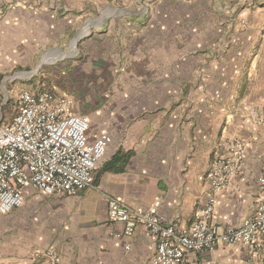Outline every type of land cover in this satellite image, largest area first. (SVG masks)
I'll list each match as a JSON object with an SVG mask.
<instances>
[{
	"label": "crops",
	"instance_id": "1",
	"mask_svg": "<svg viewBox=\"0 0 264 264\" xmlns=\"http://www.w3.org/2000/svg\"><path fill=\"white\" fill-rule=\"evenodd\" d=\"M38 5L7 11L0 0V76L37 60L36 70L21 73L35 82L18 94L11 118L5 93L4 124L25 92L67 97L74 114L90 117L92 141L113 138L96 178L116 155L127 162L74 197L25 189L24 206L0 216V264H54L50 251L58 264H155V238L141 228L126 236L124 224L109 220V197L133 210L159 200L162 224L187 228L213 196L211 166L234 158L236 143L245 148L243 167L216 195L211 224L223 231L256 214L264 205V11H245L250 23L230 42L225 11ZM183 264H264V235L252 247L188 253Z\"/></svg>",
	"mask_w": 264,
	"mask_h": 264
},
{
	"label": "built area",
	"instance_id": "2",
	"mask_svg": "<svg viewBox=\"0 0 264 264\" xmlns=\"http://www.w3.org/2000/svg\"><path fill=\"white\" fill-rule=\"evenodd\" d=\"M72 109L67 97L25 92L11 123L4 124L0 114V216L22 208L28 188L49 197H74L94 186L113 138L102 133L92 141L90 117L74 114ZM232 151L234 158L219 156L211 166L207 180L213 196L189 227L163 225L159 200L147 210H133L122 199L109 197V220L124 224L126 236L141 228L155 238V264H183L188 253L208 254L219 246H254L264 235V205L238 226L222 231L211 224L216 195L243 167L244 146L236 143ZM260 183L264 187V172ZM47 255L54 264L60 262L52 251Z\"/></svg>",
	"mask_w": 264,
	"mask_h": 264
},
{
	"label": "rangeland",
	"instance_id": "3",
	"mask_svg": "<svg viewBox=\"0 0 264 264\" xmlns=\"http://www.w3.org/2000/svg\"><path fill=\"white\" fill-rule=\"evenodd\" d=\"M184 0H39L38 11H55L60 6L64 8L61 11H225L221 12L224 20L230 25L226 41L236 42L240 33L237 27L239 25L247 26L249 17L243 16L253 14L254 11H264V0H196L191 5H185ZM189 1V0H185ZM202 1V2H201ZM208 2V5H206ZM51 3V8L48 6ZM2 5L7 11H12L21 7L22 11H30V6L34 5V0H2ZM54 8V10L52 9ZM245 17V18H243ZM225 21V23H226ZM242 31V30H241ZM222 37V36H220ZM32 64H23L14 66L6 70L0 76V104L5 93L8 98L4 115L7 118L13 117L15 113V104L22 90H28L35 79L25 77L23 72L36 70L37 60ZM26 69V70H25ZM22 73V74H21ZM4 79L6 81H4ZM3 81L5 83H3ZM5 88V92L1 89ZM248 85L244 88L248 89ZM11 236V235H9Z\"/></svg>",
	"mask_w": 264,
	"mask_h": 264
},
{
	"label": "trees",
	"instance_id": "4",
	"mask_svg": "<svg viewBox=\"0 0 264 264\" xmlns=\"http://www.w3.org/2000/svg\"><path fill=\"white\" fill-rule=\"evenodd\" d=\"M127 162L126 157L116 155L111 161L107 162L99 171L95 184L101 179V176L106 172L121 173L124 171Z\"/></svg>",
	"mask_w": 264,
	"mask_h": 264
},
{
	"label": "water",
	"instance_id": "5",
	"mask_svg": "<svg viewBox=\"0 0 264 264\" xmlns=\"http://www.w3.org/2000/svg\"><path fill=\"white\" fill-rule=\"evenodd\" d=\"M81 37L77 38L75 41H74V45H77L78 42L80 41Z\"/></svg>",
	"mask_w": 264,
	"mask_h": 264
}]
</instances>
